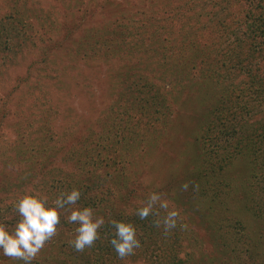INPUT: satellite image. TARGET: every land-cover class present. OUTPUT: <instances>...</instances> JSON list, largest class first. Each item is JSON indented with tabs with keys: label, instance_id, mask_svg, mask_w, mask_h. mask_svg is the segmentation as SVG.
I'll return each mask as SVG.
<instances>
[{
	"label": "trees",
	"instance_id": "obj_1",
	"mask_svg": "<svg viewBox=\"0 0 264 264\" xmlns=\"http://www.w3.org/2000/svg\"><path fill=\"white\" fill-rule=\"evenodd\" d=\"M41 1L0 0V190L18 193L41 177L56 197L79 189L72 207L105 221L77 251L69 243L77 225L61 210L46 243L73 233L59 239L65 252L53 264H243L248 252L264 264V0H191L194 8L189 0H51L46 9ZM7 65L23 72L6 90ZM205 105L196 135L183 113ZM136 128L146 145L170 143L172 154L174 138L191 137L192 152L162 168L157 185H143L135 176L145 153L129 147ZM239 161L248 167L241 180L232 170ZM153 192L179 213L167 232L156 216L135 215L142 205L132 197ZM3 204L0 221L11 229L19 217L13 202ZM112 220L135 226L133 254L117 255Z\"/></svg>",
	"mask_w": 264,
	"mask_h": 264
},
{
	"label": "clouds",
	"instance_id": "obj_2",
	"mask_svg": "<svg viewBox=\"0 0 264 264\" xmlns=\"http://www.w3.org/2000/svg\"><path fill=\"white\" fill-rule=\"evenodd\" d=\"M187 190V183L182 185ZM81 199V191L73 188L70 191L60 192L59 195L49 203V198L38 192L25 194L13 203V208L19 219L9 229L0 223V254L4 257L17 259L23 264H32L37 254L57 233V226L61 223V210L70 214L66 217L68 223L76 224V236L69 243L77 251L91 247L99 238L98 229L105 221L103 217H95L91 207L74 208ZM135 210V215L141 220L150 215L156 216V226L163 224L165 231L177 226L178 211L169 210V201L162 199L160 193H151L146 202ZM160 210L165 211L162 219L159 218ZM115 229L114 238L110 240L117 255L120 258L131 255L134 249L140 247L137 239L136 228L130 222L112 220L110 222ZM186 227V225H184Z\"/></svg>",
	"mask_w": 264,
	"mask_h": 264
},
{
	"label": "rangeland",
	"instance_id": "obj_3",
	"mask_svg": "<svg viewBox=\"0 0 264 264\" xmlns=\"http://www.w3.org/2000/svg\"><path fill=\"white\" fill-rule=\"evenodd\" d=\"M28 1L29 4H39V0H25ZM41 1V0H40ZM44 1V2H43ZM41 1L42 6L46 9L49 4L51 3V0H43ZM191 3V4H190ZM182 4V2H181ZM191 6H193L194 8V4L192 3L191 0H189V2L187 3ZM146 4H139L136 7H132L134 9H142L145 8ZM0 11H3V4L0 3ZM131 11V10H130ZM132 20H131V24H132ZM8 67V69L5 72V76L7 78L5 81V89H9L12 88L13 85L15 84V77H18L23 71H21V68H10L8 65L6 66ZM3 82H0V99L1 100H5L2 99L4 97V95L2 94V90H1V86H2ZM4 85V84H3ZM97 90L95 91L97 93L98 88H96ZM94 92V93H95ZM1 100H0V107H1ZM74 104L75 106L78 105V103H76V101H78V99L76 98V100L74 99ZM190 102H194V99H190ZM71 102V101H70ZM208 105H210V103H208ZM205 105L203 107H199V114L196 113V111H193V109H188L186 108V111L183 113V116H186V119L189 118L190 119V124H191V128H193L194 130V134H198V131L201 128L202 125V121L205 119L207 113H208V108L209 106ZM194 106L196 107V104H194ZM183 111V109H182ZM181 111V112H182ZM184 127L186 126V120H184L183 122ZM188 125V123H187ZM137 130H134V132L138 131V133H135L132 135V141H129L130 143V148H132V153L133 154H144V162L142 163L140 169L138 170V173L136 174L135 177L136 180H138L139 182H141L143 185H148L153 183L154 184H158L159 182V178H163L164 177V172L166 170L162 171L163 169H170L173 170L175 169V166L177 164V166H181L183 164V162L188 158V156L191 154L192 152V145L191 143H188V140H191V137H184L181 141H175L174 139L172 140L173 143V147L175 149V153L172 154L168 151H166L165 149L170 147V143H167L166 146H158V145H154L152 146L151 144L146 145L144 139L146 138V135H144V133L142 132V129L138 130V128H136ZM185 131V130H184ZM127 132V131H125ZM5 133V137H8L10 139H13L15 135H13V133ZM133 133V132H131ZM141 133V135H140ZM193 136V135H192ZM143 140V141H142ZM174 141V142H173ZM127 143V142H126ZM128 144V143H127ZM129 145V144H128ZM4 149L6 150V152L8 153V148L5 146ZM33 151V150H32ZM168 152L167 155L163 158V153ZM0 160H1V156H0ZM240 162V161H239ZM238 162L234 163L233 165V173H237V177L239 180L244 179L245 176L248 175V167L245 164V162H240L239 164H237ZM0 168H1V163H0ZM142 169H144L146 172H148V174L144 173L142 171ZM140 170L142 171V174H140ZM131 179L132 176L130 175ZM40 178L41 177H36L34 180H32L31 182L28 183L29 187H23L20 188V191L18 193H10V194H3L2 191L0 190V198H2L4 200V202H16L19 198H21L23 195L25 194H31L33 192H38L41 195H45L49 198L50 201L54 200L56 196L49 194L48 191L50 190L49 188V184L51 183L50 181H46L45 183H40ZM130 181H133L130 180ZM53 188L54 186H56V181L54 180L53 182ZM242 186H244L243 184H241ZM56 190H60L59 186H57ZM120 193H118L117 191H114V195L119 196ZM127 195V194H126ZM133 199V203H136L137 205H142L141 202H146L147 200H144L142 197H132ZM114 200H120V198L118 199H114ZM4 208V204L0 205V209ZM0 223H3L2 221H0ZM194 232H197L199 236L202 235H206V233L204 234L203 230L200 229H196L195 227H193ZM73 232H71L70 229L65 230L63 233H61L56 239H53L52 241H50V243H46L45 246L40 250V252L37 254V257L32 261V264H53L54 262H52V259L57 258L59 253L65 252L64 247H60L58 245L59 243V239L62 240H67ZM68 250V248H67ZM260 253V252H259ZM261 254V253H260ZM3 255L0 254V264H23L22 261L17 260V259H13V258H8V257H2ZM262 256V255H260ZM263 257V256H262ZM258 259V256L255 254H251L250 252L244 253L243 256V260H241L243 262V264H256L254 263L256 260ZM39 263H38V262Z\"/></svg>",
	"mask_w": 264,
	"mask_h": 264
}]
</instances>
